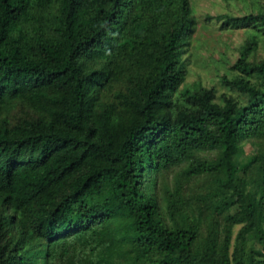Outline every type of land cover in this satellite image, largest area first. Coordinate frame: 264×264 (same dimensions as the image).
<instances>
[{"label": "trees", "instance_id": "obj_1", "mask_svg": "<svg viewBox=\"0 0 264 264\" xmlns=\"http://www.w3.org/2000/svg\"><path fill=\"white\" fill-rule=\"evenodd\" d=\"M242 2L219 90L185 82L191 0H0V264H264V0Z\"/></svg>", "mask_w": 264, "mask_h": 264}, {"label": "rangeland", "instance_id": "obj_2", "mask_svg": "<svg viewBox=\"0 0 264 264\" xmlns=\"http://www.w3.org/2000/svg\"><path fill=\"white\" fill-rule=\"evenodd\" d=\"M191 7L196 17V28L191 35V41L188 54V73L185 78L186 83L194 81L200 82L205 86H216L222 89L217 81L216 74H222L225 66L232 63L237 54L239 45L245 41L246 33L244 28H225L222 25L223 20L220 15L231 14L235 16L244 13L242 0H191ZM260 49L258 54H263ZM149 59L146 57L145 61ZM252 145H245L242 148V158L251 153H255L256 148ZM259 154L256 155L258 157ZM170 169L169 181L173 183L176 180L182 186V198L187 204L188 211L198 214V210L193 208L194 200L197 195L201 196L206 189V184L201 176L182 177L177 171ZM177 170V169H176ZM168 180V179H167ZM170 183V182H169ZM166 181V186L169 185ZM161 185V183H160ZM223 220V219H222ZM124 220L121 217L113 218V225L123 227ZM239 223L233 227V236L239 228ZM126 249L125 244L114 246V255L124 257Z\"/></svg>", "mask_w": 264, "mask_h": 264}]
</instances>
